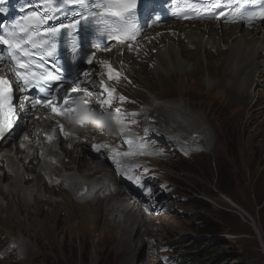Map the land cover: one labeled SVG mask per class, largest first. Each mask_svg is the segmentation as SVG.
<instances>
[{
	"label": "rangeland",
	"instance_id": "1",
	"mask_svg": "<svg viewBox=\"0 0 264 264\" xmlns=\"http://www.w3.org/2000/svg\"><path fill=\"white\" fill-rule=\"evenodd\" d=\"M166 28L169 27L163 29ZM154 32L161 31L158 29ZM151 49L152 47L149 49L148 45H144L139 54L152 56ZM153 49L156 50L154 47ZM213 63L210 65L215 73L211 77L200 60L201 68L193 78L178 77L172 85L171 80L166 84L158 82L161 79L155 81L150 76V89L138 87L146 97L153 91L164 100L184 98L182 102L185 106L203 113L216 139L208 153L195 152L192 157L190 152L179 151L174 156V161L166 163L164 167L155 164L159 169L152 175L163 183L170 184L169 190L172 193H180L178 201L170 195L164 196L157 186L138 191L144 180L142 178L141 182L136 179L128 183L129 187L142 194L146 200L144 205L149 211L141 219L144 228L140 233L137 227L134 229L132 224L128 225L133 227L132 239L137 232L138 237L144 235L146 230L152 229L154 232L153 245H149L143 236L136 240L134 256L138 264H143V253L145 261L147 259L145 264H179L184 257L199 255L210 259V264H264V81L259 82L261 79H257L258 75L255 79V75H252V82H247L246 87L247 92H253L251 99L242 94H232L231 84L226 85V88H205V78L223 79L226 76L222 72L226 66L220 65V60ZM148 65L149 62L136 64L135 70ZM124 80L132 86L130 78L126 77ZM244 80L246 77L238 83L233 81V85L239 87ZM121 97L136 103L125 95ZM143 101L145 103V99ZM133 113H136V109L129 112L131 115ZM150 142H145V145L151 146ZM156 142L161 143V140L156 138ZM142 153L147 154L150 160L155 158L154 154ZM88 159L93 158L88 156ZM144 168H149V165L145 164ZM219 169L229 171L233 176V186L228 195L218 190L216 175ZM11 180L9 177L7 182ZM49 205L27 207L20 216L26 222H8L10 226L0 224V243L3 244V248L0 244V264L12 262L11 257L15 259V264H125V254L129 253L125 249V254H120L123 249L119 234L112 233L107 227L109 221L107 223L105 220V209L86 205L82 213L76 214L75 219L67 218L65 211L64 218L53 217L58 222L52 223V210L48 214L44 210ZM65 207L66 205H61V208ZM60 212L62 213L61 209ZM98 218H101L100 223ZM123 219L124 216L119 220ZM32 223L33 227L30 228ZM20 225L26 229L22 233H32L34 230L37 232L33 238L30 234H24L31 249L36 247L33 254L31 249L28 250L30 256H12L14 251L8 248L14 238L23 235L17 230ZM209 226L218 228L219 233L203 231ZM10 231L15 232L8 234ZM203 245L205 246L200 248ZM142 246L145 250H142ZM37 248L38 254L35 252ZM153 255L154 261L151 260ZM217 256L222 259L219 260ZM126 264L135 262L130 260Z\"/></svg>",
	"mask_w": 264,
	"mask_h": 264
},
{
	"label": "bare ground",
	"instance_id": "2",
	"mask_svg": "<svg viewBox=\"0 0 264 264\" xmlns=\"http://www.w3.org/2000/svg\"><path fill=\"white\" fill-rule=\"evenodd\" d=\"M185 26L186 28L182 30L178 27L166 28L167 30L160 28L159 30L163 32L153 38L159 39L153 46L156 50L152 47V56H140L135 59V63L132 65L119 58L112 60L110 65L115 70L112 76L115 78L117 77L116 73H119L118 79L115 81L109 79V71L106 69V76L100 77V81L108 89H114L111 96L113 101L120 105L118 108L120 112L117 113L115 109L112 110V113L122 122L112 124L107 115L104 116V112H102L106 120L97 124V127L91 131L85 132V137L79 141V145H83L81 151L76 150V145L64 149V154L68 160L62 159L60 166H56L52 170L51 164L45 162V155H40L42 162L38 161L36 167L31 168L30 165H24V169H22L24 173H35V178L28 176L26 183L21 184V180L20 182L14 178L20 174L19 165L7 158L8 155L4 154L5 151H0V224L8 226H10L8 222L19 224L24 221L20 219V216L25 213L27 207H39L42 204H50L44 210L46 214L52 210V217L50 218L52 223L58 222L53 217L64 218L65 211H67V218L75 219L76 214L82 213L86 205L100 207L105 209V220L107 223L109 221L107 227L112 233L117 232L119 234L121 249H123L120 254H125V249L129 253V256L125 254V264L130 263V260L138 264V261L135 260L136 256H134L136 240H140L143 236L149 245H153L154 232L152 229L146 230L144 235L139 237L137 232L132 239V228L137 227L140 233L144 228L141 219H144L149 211L144 205L146 200L142 194L129 187L128 183L147 176L141 182L142 190L157 186L163 191L164 196L170 195L176 201L179 200L180 193H172L169 190V184H164L161 179L152 176V167L145 169L142 166V163H151V160L144 156L121 158L119 163L115 164L112 157L118 159L117 149L107 145L106 142L117 141L120 133L128 138H133L131 144L133 147H140L150 154H155L154 162L164 167L166 163L174 161V156L178 150L190 151L194 157L195 152H210L216 140L214 131L203 113L185 106V103L182 102L184 98L182 100H164L158 97L160 94L153 91L149 97H146L142 95V91L138 90V87L150 89V76H153L155 81L161 79L158 82L163 81L166 84L168 80H171L172 85L178 77L188 79L190 76L193 78L201 68L200 60L202 66H205L207 71L211 73L210 77L215 73L210 65L211 62L214 64V61L220 60V65L226 66V69L222 70L226 74L225 78L207 77L204 81L205 88H213L214 86L226 88V85L231 84L232 94H242L247 99H251L253 92L252 90L247 92L246 87H248L247 82H252V75H255L254 79L258 75L257 79H261L259 82L264 81V28L244 32L240 27L222 26L219 28L212 25L184 24L183 27ZM157 29H151L150 32ZM202 51L205 53L202 54ZM144 62H149V65L135 70L136 64L142 65ZM120 77L130 78L133 82L132 86H128ZM245 77L246 80L242 81L241 86L233 85V81L238 83ZM116 89L140 104L126 100L121 101L115 93ZM143 99H145V103ZM129 108L137 110L134 117L123 113L125 109ZM155 138H161L162 143L156 142ZM149 139L153 143L151 146H146L144 143ZM92 142L96 145H107V150L105 151L102 147L97 151L84 146L86 144L92 145ZM88 156L94 160L88 159ZM27 158H29V152ZM6 167L13 171L11 174L13 179L10 183L6 182L8 174L3 173ZM62 168L69 170L70 173L66 176L61 172L59 173ZM44 172L50 173L54 177L58 176V178L52 179ZM61 205H66V207L61 208ZM68 213H70L69 216ZM122 216L124 219L119 220ZM100 219L98 218L99 223ZM131 224L133 227L128 226ZM32 227L33 223L30 228ZM17 230L22 233L26 229L20 225ZM14 232L10 231L8 234ZM36 233L34 230L32 233H22V236L13 237L14 240L8 246L14 251L12 256L14 254L30 256L28 250L31 247L24 238V234H30V237L33 238ZM0 244L3 248V244ZM131 245L133 246L131 247ZM35 248L33 246L31 254L34 253ZM149 248L152 251L151 246ZM142 250H145L144 246H142ZM35 252L38 254V248ZM11 259L12 262L6 264H15V259L13 257ZM151 260H155L154 255ZM142 261L143 264L147 262V259L145 261V253H143Z\"/></svg>",
	"mask_w": 264,
	"mask_h": 264
},
{
	"label": "snow or ice",
	"instance_id": "3",
	"mask_svg": "<svg viewBox=\"0 0 264 264\" xmlns=\"http://www.w3.org/2000/svg\"><path fill=\"white\" fill-rule=\"evenodd\" d=\"M60 3L64 5L75 4L79 5L80 8L84 9L83 12L77 13L76 17L69 24H59L58 26H52L44 29L45 39L40 43H37L33 40V35H40V32L35 30L31 25H23L17 23L13 26L12 30L6 32L5 35H0V44L7 45L11 51H9L10 58L15 61L12 71L16 76L17 83V91H22L23 89L20 87V82H23V86L26 88L29 85L35 84L36 86H41L42 83H49L50 81H61L65 80V68L56 61L53 64V68L55 71H45L41 75L37 76V73L32 71L28 63L22 62L15 53L17 51H22L24 55H31L26 50L22 49L23 44L31 43L33 48L45 47L47 49L48 56H55L58 44L57 40L62 34V30L67 32V35L72 36L71 42V54H70V62L71 64H76L81 58H86L89 63H92V55L83 52V49L80 43L77 40V36H74L73 33H79L84 27L92 23L93 21L104 22L107 24L108 18H115L122 23L117 24L114 27H107L105 31L109 33L110 39H117L120 43H124L127 40H131L135 38V34L138 29L133 23H130V18L134 15V10L136 8V0H103L102 3L93 2L91 5L88 3V0H60ZM45 4L48 10L52 12L59 11L58 6L53 5V0H45ZM219 7V5H215ZM3 11V9H0ZM220 15H224L223 12ZM249 23H251L253 18L259 16V18L264 19V8L261 9L259 13L251 12L248 13ZM53 16L47 15L45 13L44 16H40L38 12H32L29 14V17H25L24 19L36 22V27L38 28L39 24H44L48 20L53 19ZM219 18V17H217ZM19 28L20 32L23 35H19L15 29ZM105 33L101 32L100 35L103 36ZM91 47L100 48V44L98 42H92ZM105 51L110 49L105 48ZM4 57L0 56V61H2ZM109 71V79H112V73L115 71L112 69L111 65L107 61L101 62ZM87 76L88 74L85 73ZM118 78L119 73H116ZM63 87V84L60 85ZM72 92L80 91V89L73 87ZM59 91V89H57ZM86 95H92V93L88 92L87 89L83 90ZM105 92H108L111 95V92L114 89L104 88ZM16 99L14 90L12 87V82L9 81L6 77L0 76V137H4L6 133H8L14 126L16 122V112L17 108H24V105L14 104L13 101ZM25 103L31 104L32 108H35L37 105L42 104L44 107H51L53 112L57 115L61 114L59 108L53 105L48 99H35L29 100L27 97L24 98ZM52 99H56V97H52ZM125 98L120 97V100L123 101ZM110 103V100L107 101ZM64 103L67 104V98H64ZM97 103H104L102 101H97ZM116 112L119 113L120 110L116 109ZM132 115H135L134 113ZM115 122L120 124L121 119L114 117ZM61 130H63V126H61ZM53 137H49L51 140ZM93 147L99 151L100 148H106L107 145H93ZM124 155H127L125 153ZM131 179V177H129ZM138 179V178H137ZM150 191V190H149Z\"/></svg>",
	"mask_w": 264,
	"mask_h": 264
},
{
	"label": "trees",
	"instance_id": "4",
	"mask_svg": "<svg viewBox=\"0 0 264 264\" xmlns=\"http://www.w3.org/2000/svg\"><path fill=\"white\" fill-rule=\"evenodd\" d=\"M216 178H217L218 190L224 195L230 194V191H231L230 189L233 186L232 185L233 176L230 175L229 171L226 172L224 170L219 169V171L217 172ZM198 196H199V194H198ZM206 225H209V224H206ZM203 231L210 232V233H216V234L219 233V229L212 227V226H209L207 229H205ZM204 246L205 245L201 246L200 248H202ZM224 246L226 247L227 244ZM216 251H217V249H216ZM221 251H223V248ZM217 258L219 260L222 259V257H218V256H217ZM210 262H211L210 259L207 260L205 258V256L199 255V257H195V256L184 257L180 261V264H210Z\"/></svg>",
	"mask_w": 264,
	"mask_h": 264
}]
</instances>
